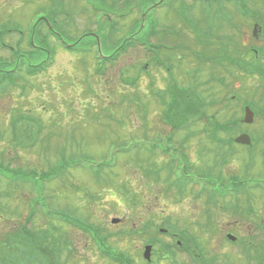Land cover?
<instances>
[{
	"label": "rangeland",
	"instance_id": "rangeland-1",
	"mask_svg": "<svg viewBox=\"0 0 264 264\" xmlns=\"http://www.w3.org/2000/svg\"><path fill=\"white\" fill-rule=\"evenodd\" d=\"M105 1L121 9L126 7L123 0ZM134 1L136 4L137 0ZM185 1L193 8V13L200 14L198 7L201 2ZM224 1V8L234 9L233 4ZM149 2L142 1V4ZM253 2L255 0L249 3ZM54 4H62L65 9V12L57 16L58 28L73 39L89 30L97 31L99 21L107 23L108 17L97 18L98 14L92 12L91 5L85 0H0V27L6 23L12 28L19 25L22 30L28 31L35 21L36 12L49 10ZM179 8L180 4L175 2L156 11L152 10L148 17L149 28L157 27L161 30L155 35H159L158 40L153 41L163 43V46L182 44L186 48L176 49L178 52H163H168L166 57L176 63V84L188 86L197 78L203 84V88L199 89L206 105L215 98L222 106L230 101L235 114L225 110L220 113V118L243 115L241 106L246 97L257 100L264 97V78L242 75L236 70L234 76L238 75L241 80H235L234 76L229 75L226 85L230 82V89L238 93L241 100H232L233 92L227 93L228 87L218 82H208L211 69L208 71V65L203 67L196 59L204 50L202 42L196 39L191 27L184 28V22L178 16ZM142 9L143 6L136 7L130 17L127 16L125 21L120 20L116 32L104 30L101 37L107 46L103 44V53H111L115 49L134 21L140 20ZM110 15L112 20L118 18ZM236 21L240 23L239 26L223 31L244 46H260L259 50L264 51V32L258 30L256 40L252 36L251 22L246 24L239 17ZM39 29L43 35L47 33L43 24ZM64 32L59 33L70 40ZM19 37L17 31L11 32L5 36V42L15 46ZM47 40L55 48V65L49 71L33 77L20 74V84L24 82L28 86L26 91L22 85H16L0 93V163L19 169L15 171L18 174L15 178L6 179L0 174V247L7 246L10 240L6 239L7 234L13 238L22 229L20 224L31 219L27 224L28 229L42 239L33 241L37 245L31 244L30 248L36 255L39 252L48 253L36 256L34 261L38 264H115L100 252V236H107V244L131 255L136 264H145L142 252L145 240L154 233V225L172 221L175 225L179 223L178 227H188L199 235L206 251L211 254L221 252V262L226 255H230L228 264H249L239 255L237 245L227 244L224 236L232 227L238 230V236H246L259 243L264 241V230L258 228L259 224L264 228V189L261 185L249 183L239 193L242 206L245 208L253 205L259 212L257 216L241 215L242 211L235 209L239 203L238 196L231 194L232 190L222 191L214 196L218 198L217 207L223 204V207L230 208L227 215L232 216H226L223 209H214V221L206 225L200 203L193 199L202 185L192 183L189 187L178 183L169 175V157L167 162L164 157L150 156L133 143L134 139L141 141V138H146L147 146H151L154 141H161L160 145L167 144V136L171 132V126L163 120L164 107L161 110L158 101L161 97L158 99L151 92L152 89L160 92L168 87L166 71L155 69L153 62L146 71L140 68L148 62L146 58L150 52L147 47L134 45L121 53L113 64H108L106 70L105 65L103 68L98 66L94 51L72 53L61 46L55 47L57 43L53 36ZM90 40L89 37L85 38L83 43ZM224 43L220 40L221 45ZM22 45L24 50L28 49L26 40ZM84 47L80 45V48ZM242 50L239 49L240 54ZM0 56L11 58L10 49H0ZM252 56L245 54L238 61L243 65H253L259 58L252 59ZM197 66L204 69L195 74ZM217 73L222 74L216 70ZM168 76L169 79L173 78L172 73H168ZM131 77H135L133 87L128 86ZM216 109L217 106L209 105L205 111L210 115ZM24 114L34 119L26 118L23 121ZM193 119H186L178 134L172 137L171 144L180 148L178 139L196 132L197 135L182 148L189 154L194 172L210 170L226 177L234 172L241 175L249 173L250 177H264L261 175L263 160L260 156L250 159L246 147L237 145L235 147L239 152L229 146L218 150L205 140L204 128H200L201 124H194ZM205 124L206 127L209 121ZM248 127L254 133H264V116L255 118ZM122 146H127L126 150L116 152ZM65 150L68 156L86 158L90 155L94 159L70 163L60 177L43 181L42 173L54 167L60 160V153ZM100 159L108 161L107 165L100 168V178H96L87 167L90 164L99 166L97 161ZM26 176L28 180H25ZM123 186L127 191L121 190ZM177 192L183 193V197ZM53 210H60L72 217L68 219L72 222L57 225L56 216L49 213ZM115 217L121 218L117 224L112 222ZM75 223L90 224L91 228L86 232L77 228ZM53 225L60 228L59 232H50ZM212 231L214 235L210 234ZM28 241L31 242L32 238H28ZM153 257L157 260V255ZM235 257L238 260L234 261ZM187 259L182 252L174 264H183ZM159 264L172 263L164 261Z\"/></svg>",
	"mask_w": 264,
	"mask_h": 264
},
{
	"label": "trees",
	"instance_id": "trees-1",
	"mask_svg": "<svg viewBox=\"0 0 264 264\" xmlns=\"http://www.w3.org/2000/svg\"><path fill=\"white\" fill-rule=\"evenodd\" d=\"M223 30H227L226 28H224V27H222V32H221V34L219 33V29H218V34H219V36H222L223 37V39L222 40H224V41H221V42H228V40H230V41H233V43H232V45L231 46H234V45H237V50L235 51L236 53H233V54H231L230 52H228V50H227V48H224V47H222V46H220V45H208L207 46V50H206V52H211V53H213V54H215L216 52H218V50H225V53H224V56L227 58V59H230V58H232V60H234L235 58H237V60H238V58H243L244 57V54H245V47L246 46H244L243 44H240L238 41H237V39L236 38H230V36H229V34L228 33H225ZM228 38V39H227ZM230 46V47H231ZM243 48V50H242V52H241V54L239 53V51H238V49H242ZM263 50H264V45H263ZM240 54V55H239ZM249 54H252L253 56H252V59H255L254 57H255V53H254V50L251 48L250 50H248V53H246V55H249ZM250 66H252V65H250ZM258 66V64L255 66L256 67V69L257 68H259V67H257ZM262 68V67H261ZM235 78L236 79H239V76L238 75H235ZM259 92V91H258ZM195 101L193 100V99H191V98H187L186 99V104H185V106H184V108H181V110H180V114H179V116L180 117H183V116H185L186 114L188 115V114H193V112H198V108L199 107H197V104L196 103H194ZM230 124V123H229ZM228 124L227 123H221L219 126H217V129L215 130V131H212V132H210L211 133V135H213V136H215V138H220V135H222L223 133H225V131H227L228 130ZM220 130H222V131H220ZM76 160V155H67V150H65L64 152H63V155H62V157H61V159H60V166H62L61 168L62 169H64L65 170V168H66V166L68 165V164H70V163H72V162H74ZM64 170H63V172H64ZM6 172H7V170H6ZM58 173H60L59 171H54V169L53 170H51V171H49V172H46V173H43L41 176L43 177V178H45V179H49V178H53V177H55ZM12 174H14V173H11V175ZM15 175L16 176H18V174L15 172ZM25 178V180H28L29 178L26 176V177H24ZM59 211V210H58ZM57 215L59 214L60 216H58L60 219H62L64 222H72V221H69L68 219H71L72 217H70V216H68V215H65L64 213H62V212H55ZM75 225L76 226H78L79 225V223H75ZM57 229H58V227H56ZM25 236H30L31 237V234H29L28 233V230H26V229H24L23 230V233H22V235L20 236V240H21V242L23 243V244H25V241H27V239L28 238H26ZM41 238V236L40 235H34V237L32 238V240H34V241H36V239H40ZM16 251L17 252H21V256L24 254V252H23V248L22 249H20V247H18V248H16ZM15 251V252H16ZM102 251H103V253L104 254H106V251H104L103 249H102ZM48 254V253H47ZM195 260V262H196V264H200V261H205V258L203 257V256H200L198 259H194ZM117 261H119V260H117ZM121 264H126L125 263V261H123V259H120V261H119ZM191 264H193V263H191Z\"/></svg>",
	"mask_w": 264,
	"mask_h": 264
},
{
	"label": "water",
	"instance_id": "water-1",
	"mask_svg": "<svg viewBox=\"0 0 264 264\" xmlns=\"http://www.w3.org/2000/svg\"><path fill=\"white\" fill-rule=\"evenodd\" d=\"M246 121H248V122H250V121H252V113L248 110V116H247V118H246ZM248 140V138H247V136L246 135H244L243 137H241L240 139H239V141H247Z\"/></svg>",
	"mask_w": 264,
	"mask_h": 264
}]
</instances>
